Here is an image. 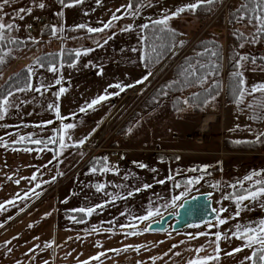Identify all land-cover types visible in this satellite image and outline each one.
<instances>
[{
    "label": "crops",
    "instance_id": "1",
    "mask_svg": "<svg viewBox=\"0 0 264 264\" xmlns=\"http://www.w3.org/2000/svg\"><path fill=\"white\" fill-rule=\"evenodd\" d=\"M223 1L225 0H220V3ZM13 3L10 4L13 5ZM128 3L129 0H100V3L96 0H83L82 3L73 7H64L59 0H56L47 7L53 13H63L58 19L64 20L65 28L80 24L99 28L102 27V22L106 23L111 18L113 13L123 15L122 6ZM10 4L5 5L0 13H11ZM118 8L122 9L121 12H116ZM68 14L71 15L70 19L65 21ZM34 17L35 14L31 15L26 22L29 33L32 32L29 26ZM125 17L128 15H123V18ZM117 21L113 22L110 29L103 32L89 33L86 30L72 34L65 33V36L61 37V44L58 43V46L54 47L72 46L76 52L81 53L80 56L77 57L75 52L72 62L56 65L58 69L56 72L37 69L38 74L31 77V83L34 87L45 85L47 90L42 89L41 93L34 91L16 93L14 96L16 98L11 100L19 104V108L10 107L5 118L0 120V125H7V127H0V130H5V134L0 133V137L8 144V147L0 146V204L8 200H16L15 206L6 205V211L0 210V224L4 225L0 227V264H44L45 261L49 264H79L80 261L88 260L101 251L121 249L127 245H144L145 247L140 248L139 251L133 247L120 254L108 252L105 257H101L100 261H91V264H137V261H142L143 264H186L188 259L196 255L204 257L213 253L215 247L211 243L215 239L213 234L222 232L216 225L209 224L214 219L191 224L193 225L191 227L190 225L180 229L167 227L166 231L143 232V228L146 227L143 223L128 222L126 218H122L121 213L126 217L124 211L129 193L127 187L120 190L119 199L124 194L123 198L115 203H112L113 198L110 195L115 189L112 191L109 187H105L100 192L96 191L95 186L101 184V180L105 182V178L114 175L111 172L101 171L107 164L100 169L96 168V172H92L95 167L85 162L91 157L105 158L107 150L124 148L119 145L112 146L111 140L108 142L105 141L106 139L102 141L100 139L98 142L92 138L99 127L117 113L119 108L115 107V103L118 99L129 89L134 90L141 86L142 84H136V81L141 80L149 71L142 64V28L139 29L140 34L137 33L134 37L130 33L137 29L132 27L129 31L123 30L129 25L128 23L132 24L131 20L120 19V23L114 26ZM77 39H86V41L78 44ZM101 45H104L105 52L97 53L95 48ZM31 64L33 63H29L28 67ZM57 79L61 80L59 85L55 83ZM117 83L133 84L135 87L126 88L119 95H111L119 89L110 88L109 85ZM61 87L66 91L57 100L54 94ZM106 91L110 94L109 99L102 101L93 109L79 111L86 103L106 94ZM49 92L52 93L51 99L46 98ZM49 103H58L60 116L64 119H58L55 111L48 109ZM47 121L52 123L45 124L43 128L36 127ZM66 123L75 125L73 129L68 130L71 140L65 136L66 143L71 145L83 137H87V141L79 148L64 149L59 162L52 159L54 152L58 150V145H47V148L53 151H39L37 149L44 148L43 144L12 143L20 135H32L34 139L44 138L46 141L50 137L56 138L63 133V125ZM94 141L96 145L90 144ZM13 148L19 150L13 151ZM25 148H31L33 151H24ZM117 150L113 152L116 153ZM156 153H163V151ZM49 161L52 163L49 164ZM79 172L80 178L72 183H66L67 185L63 187L64 180L68 181ZM33 174L37 177L35 181L28 179ZM53 176L56 177L54 182L45 183V181H52ZM15 180H20V183L16 184ZM36 184H40L41 187L35 188ZM34 188L35 192L39 193L38 196L31 193ZM135 191V188L131 189V192ZM25 192L29 193L27 199H16V194L19 193L22 196ZM106 201L109 203L103 209H97L90 217L84 213L72 211L78 208L94 207ZM114 211H119V219H114L113 216L116 215ZM71 216H75L78 220L83 218L85 222L76 223L70 219ZM9 217L12 219L9 220ZM130 224H136L137 227H121V225ZM202 225H209L210 230H203ZM94 226L99 230L93 233L86 231ZM107 229L111 231H106ZM131 231L142 234L130 236L128 233ZM200 233H206V235H199ZM188 234H193L196 238L190 239ZM6 241L11 243L5 244ZM225 241L226 239L220 241L222 258L219 264H222V260H224L223 264H241V262L251 264L250 261L245 260V257L259 246L248 249V252L244 249L233 256L225 257V252L242 247L245 243L244 240L235 239L230 245H226ZM46 244H51L52 247H45ZM37 245L39 247H36ZM173 245L176 247L173 248ZM199 247H202L203 251L195 253L194 250ZM9 248L11 252H8ZM29 249L33 251L30 252ZM244 251L247 252V256L242 255ZM175 253L180 255L177 256ZM156 256L161 259L153 262L151 257Z\"/></svg>",
    "mask_w": 264,
    "mask_h": 264
},
{
    "label": "rangeland",
    "instance_id": "2",
    "mask_svg": "<svg viewBox=\"0 0 264 264\" xmlns=\"http://www.w3.org/2000/svg\"><path fill=\"white\" fill-rule=\"evenodd\" d=\"M56 0H16L10 6L11 13H0L3 17L2 22L13 23L16 25L12 31L6 32L7 36L32 37L39 38V30L46 24L56 26L57 29L63 27V31L57 32L56 36L50 34L45 39L46 42L40 43L36 49L26 50L22 52V58L26 60L32 58L37 51L53 48L61 44V37L65 36L64 20L59 21V13H53L48 10V5H52ZM206 1V0H205ZM197 0H145V4L150 3L151 6L141 8L139 13L133 17L128 15L123 19L131 20L133 30L130 33L132 36L140 34L142 25L148 20L161 19L167 11L169 14L176 11L177 8L187 4L196 3ZM220 2V1H219ZM44 3V8H39L37 5ZM241 0H229L225 5L228 13L238 6ZM5 7V6H4ZM31 8L33 13H21L23 19H19L16 15L19 9ZM48 10V11H47ZM49 15L47 22L43 23V19L36 27L37 15L42 13ZM217 7L214 8L210 15L204 19L188 10L181 13L179 16L171 19L168 25L181 29L186 32L189 37V43L197 39L207 28L213 27L215 19L218 16ZM35 23L36 29H31L28 32L26 22L31 15ZM37 14V15H36ZM68 14L65 21L70 19ZM129 16L131 18H129ZM14 17V19H11ZM41 17H39L40 19ZM69 18V19H68ZM122 19V20H123ZM57 22V23H56ZM7 23V24H8ZM120 23L118 20L114 26ZM130 25V23H128ZM211 26V27H210ZM224 27H237L246 33H252L253 27L247 23L240 21L234 24L224 25ZM226 33L223 34L225 40ZM92 40V39H91ZM86 39H77L78 44H82ZM74 42V41H71ZM76 43V39H75ZM74 44V43H73ZM241 45V53L246 57L247 53L264 56V40H254L252 42H244ZM179 47L172 51L159 65L149 71L153 75L149 77L141 86L134 90L129 89L115 103V107L119 108L117 113L110 120L104 122L93 140L114 141L112 146L119 145L124 149L107 150L105 158L106 166L112 175L101 180L100 183L105 187H109L112 191V203L120 202L121 189H126L131 192V189L137 188L140 191H135L131 196H127V206L125 207L126 218L128 222H140L133 220L132 217L145 215L147 210L151 208H160V216L154 217L153 220L159 219L167 212L176 211L177 207L183 199L191 196L194 193L209 192L212 199V206L219 213L221 219H227V222L217 226L221 233H231L237 230V225L240 226V231L245 228H257L260 221L264 220V197H258L255 200H245L241 202L239 208L235 197H228L227 193L231 190L244 186L250 188L249 191H254L256 188L264 186L257 185V180L264 184V137H261L259 147L255 150H231L225 147L224 140L231 138L234 140L255 139L259 133L264 132V119H253L254 115L264 116V94L257 92L252 95H246L243 103L237 105L236 102L228 103L224 99V93H220L214 101L203 106L201 114H195L189 109L174 111L171 107L170 99H165L159 102L156 107L150 110L139 109L141 99L161 80L162 77L169 75V69L173 62L181 56L185 47ZM56 48V47H54ZM96 52H105L104 45L95 48ZM241 56V57H242ZM17 63V64H16ZM242 67L239 69L243 73L246 89H251L254 85L264 84V65L249 60L240 61ZM21 64L20 61L14 62L4 72L5 77L9 70H14ZM34 70V76H37V69H44L37 63L31 64ZM16 97L10 98V100ZM47 99L52 98V93L46 95ZM11 100V101H12ZM251 105V107H249ZM114 107V108H115ZM138 110V115L129 122L124 133L118 132V127L123 121ZM1 134H5V130H0ZM8 134V133H7ZM108 137V139H107ZM14 138V137H13ZM115 143V144H114ZM90 144H95L90 143ZM96 145V144H95ZM117 150V152H113ZM153 150V151H152ZM157 151H163V156L158 155ZM173 157L167 156L172 155ZM138 164H143L145 167H139ZM207 166V167H205ZM197 171H190V169ZM258 174V175H254ZM169 176L173 178L167 179ZM252 176L251 180L246 177ZM80 178V172L62 183H72ZM188 179H199V183H195L188 187L185 192V184ZM164 180L161 184L158 181ZM67 181V182H66ZM58 182V181H57ZM179 183L181 187H176ZM149 184L151 187L145 189L143 185ZM254 186V187H253ZM257 186V187H255ZM122 187V188H121ZM181 193H185L181 196ZM247 194V193H246ZM243 194V195H246ZM107 195V194H106ZM175 196H181V199L176 201L173 207L165 208L164 205L171 202ZM227 197V198H225ZM115 198V199H114ZM125 200V199H123ZM226 209L224 212H219V209ZM239 211V216L235 213ZM116 215L114 219H119V211H114ZM148 222L143 224L147 226ZM209 224L217 225V217ZM193 226V225H191ZM189 226V227H191ZM107 227V226H105ZM171 228V221L169 222ZM108 228V227H107ZM203 230L209 231V225H202ZM236 238L226 239L225 244L230 245ZM246 242V241H245ZM258 246V245H254ZM248 252V249H245ZM243 252V256H247V252ZM251 253H249V256ZM224 260H222V264Z\"/></svg>",
    "mask_w": 264,
    "mask_h": 264
},
{
    "label": "snow or ice",
    "instance_id": "3",
    "mask_svg": "<svg viewBox=\"0 0 264 264\" xmlns=\"http://www.w3.org/2000/svg\"><path fill=\"white\" fill-rule=\"evenodd\" d=\"M14 0H2V2H0V10H2L4 8L5 5H9L10 3H13ZM61 4L64 7H73L76 4H80L83 2V0H71V2H67V0H60ZM97 3H100V0H96ZM139 3V7H136L135 9L133 8V3ZM205 2V0H197L196 3H191V4H187L184 5L182 7H179L176 9V11L172 12V13H168L167 11L165 12V14L162 16L161 19H157V20H153L151 23L154 26V28H156L157 31H159L160 33H164L165 35L171 34V35H175V32L173 29H171L170 27H168V23L171 19L179 16L181 13L191 10V11H195L197 8L201 7V5ZM207 3L211 4L214 2V0H206ZM252 2L255 4V7H253L251 9V11L253 12H257V9L260 10V12L255 16V22L258 25L257 27V31L258 32H264V0H252ZM39 8H44L45 4L44 3H39L37 5ZM146 6H151L150 3L145 4L143 3V0H129V3L127 5L122 6V8L124 9V13L123 15H130L135 17L139 11L141 10V8L146 7ZM242 8H247V5H242ZM121 8H118L116 10V12H121ZM28 12L31 13L32 9L29 8L27 10L21 8L18 10L17 12V16L19 17V19H23V15H21V13L24 12ZM59 15H63V13H59ZM123 15H117L116 13H113L111 18L105 23L102 22V27L99 28H93V27H89L85 24H80L77 27L78 28H87V31L89 33H98V32H103L106 29H110L113 26V22L123 19ZM240 19H243V17H240ZM3 17L0 16V42L3 41H8L9 43H24L23 41H18L13 39H10L7 35L6 32H10L13 30V28L16 27L15 24L13 23H8V24H4L2 22ZM251 23V20L249 21ZM31 27V26H29ZM144 29H147L149 27L148 24H144L141 26ZM132 25H128L126 26L125 29H123L124 31H129L131 30ZM64 29L63 27H60L59 29H57L56 26H53L51 29L52 35L56 36L57 32L60 31L62 32ZM29 39H33V42H37L35 41L34 38H29ZM182 45V41L179 42ZM161 47H165V45H161ZM175 45L173 44H168L167 45V49L171 50L172 48H174ZM241 47H243V45H241ZM133 51H136V49H133ZM153 52H157V49L155 47L152 48ZM209 50L206 48L205 52H208ZM11 50H9L8 52H4L3 55H0V65L5 63V57H7L10 54ZM80 52L77 51L76 52V56L79 57L80 56ZM164 53L163 52H157V55L155 56L154 60L153 59H149L147 57H145V59L148 60V63H153V62H159L161 56H163ZM198 55H203V53L198 54ZM212 56H216L217 53L216 52H212L211 53ZM248 57H239V60L237 61V71L232 73V76L235 80V89H234V96H235V102L237 105L243 103L244 101V97L246 95H252L254 93L260 92L262 94H264V84H259V85H254L251 87V89H246L245 87V80L243 79V73L239 70L242 67V64L240 63V61H245L247 60ZM36 62L39 63L40 62V58L36 59ZM252 63H255V60L252 61ZM43 67V65H41ZM147 66V64H146ZM206 67V65L204 64H200L199 68H204ZM215 67V66H214ZM191 69V71L189 70ZM48 70L51 72H56L58 71L57 66L55 64H50L48 66ZM199 71V69L195 66V65H191L189 64V67L183 70V74L185 75V86H189L191 83L196 82L199 83L201 85V87L204 86V84L208 81L209 76L215 74L213 73H209V74H201L199 76L196 75V73ZM34 75V70L31 66H29L27 68V80L28 82L26 83V85L24 87H20L18 86V81L17 84L15 86H10L8 87L6 90L3 88V86H0V120H3L5 118V115L8 113V110L10 107H14V108H19V104H15L14 102H12L10 100L11 97H14L16 93L19 92H27V91H34L36 93H41V90L44 89L45 91L47 90V87L45 85H40L39 87H34L33 84L31 83V77ZM153 75V72L148 71L146 75L143 76V78L141 80L136 81V84H143L145 81H147L149 79V77H151ZM17 76H19V74H17ZM188 77H193L194 80L190 81L188 79ZM55 83L57 85H59L61 83L60 79H57L55 81ZM173 83H177L176 81H174ZM110 88H116L119 89L118 92L112 93L111 95H119L120 92H123L126 90V88H131V87H135V85L133 84H129V85H122L120 83L114 84V85H109ZM169 87H171V85H169ZM219 84L218 82H215L209 89H205V91H208L209 93L215 91V95H209L207 97H205L202 101V103L204 104H208L211 101H214L216 99V97L219 95ZM66 91L65 88L61 87L59 89V91L57 93H55L54 95L56 96L57 100L59 99V96L61 94H63ZM109 95L106 94L104 95H100L99 97L93 99L90 103H86L85 106L81 107L79 109L80 112H85L89 109H93L94 106L100 104L102 101H105L107 99H109ZM164 95H167V92L164 93ZM200 94L196 93L193 94V101L195 102L196 100L199 99ZM184 104H188L189 101L187 99H185L183 101ZM199 106V105H197ZM249 107H251V105H249ZM48 109L49 110H54L56 113V116L58 119H64L63 117L60 116V111H59V105L58 103H49L48 104ZM253 119H264V116H256L254 115L252 117ZM52 121H47L44 123H41L40 125H37L36 127H40L43 128L45 126V124H51ZM0 127H7V125H0ZM75 127L74 124L72 123H66L63 125V133L60 134L58 137L53 138L50 137L47 141L41 140V139H34L32 137V135H20L19 138L17 140H13L12 143L13 144H19V143H31L34 145H44V148L42 149H37L39 151H44V150H48V151H53L52 149H48L47 145L48 144H54V145H58V150H56L53 154V160H56L59 162V158L63 155V150L68 148V147H76L79 148L81 146H83L86 141H87V137H83L80 138L77 142L73 143V144H68L65 142V136H67L68 140H71V136L68 135V130L73 129ZM8 135H12L11 133H9ZM261 137H264V132L259 133L256 136L255 141H251L253 143H259L261 142ZM242 142H246V141H235L234 143H242ZM0 146L3 147H8V144L5 143L3 141V138L0 137ZM13 151H18L19 149H12ZM24 151H33V149L31 148H25ZM106 160V158H105ZM52 161H49V164H51ZM139 167H145V165L143 164H138ZM45 167H47V165H45ZM207 167V166H205ZM110 169L107 168L106 166L104 168L101 169V171H109ZM97 169L93 168L92 172H96ZM190 171H197V169H190ZM62 175V173L60 174ZM254 175H258V174H254ZM173 177L169 176L167 179L171 180ZM8 179H12V177H8ZM31 181H35L37 179L36 175L33 174L30 178ZM56 179L55 176L52 177V181H45V183H49V182H54ZM246 179L251 180L252 176H248L246 177ZM16 184L20 183V180H15ZM158 183H165L164 180H160L158 181ZM195 183H199V179L193 180V179H188L186 181L185 184V192L188 190V187L195 184ZM257 185H261L262 181L257 180L255 182ZM41 185L40 184H36L35 188H40ZM96 191L100 192L105 188L104 184H97L96 186ZM151 187V185L149 184H145L143 185V188L147 189ZM176 187H181V185L179 183L176 184ZM35 188L31 190V193L33 195L38 196L39 193L35 192ZM141 189L137 188L136 191H140ZM133 193L129 192L128 195L131 196ZM185 193H181V196H183ZM29 196L28 192H25L24 195H20L19 193L16 194V199H20V200H24L27 199ZM181 196H175L172 198L171 202L168 204H165L164 207L165 208H169V207H173L176 205V201L181 199ZM258 197H264V186L258 187L256 188L254 191H248L246 195H239L237 197H235L236 199V203H237V208H239L241 202L245 201V200H255ZM227 198V197H225ZM115 199V198H114ZM16 200H8L6 201L4 204H0V210H4L6 211V205H12L15 206ZM109 202L106 201L104 204H99L96 205L94 207H88V208H78V209H73V212H78V213H84L87 216H91L94 212L97 211V209H103ZM184 205L181 204L179 205V207H183ZM21 211H23V209H21ZM213 211H217V210H213ZM226 211V209H219V212H224ZM160 208L156 207V208H149L147 210V213L145 215L139 216V217H132L133 220H137L141 223L144 222H148L147 226L143 228V232H149V231H166V229L163 228H156L154 229L152 227L153 223H159V221L157 220H153L154 217L160 216ZM239 211L237 210V212L235 213L236 216H239ZM46 215H50V214H46ZM121 215H124L123 213H121ZM175 215H179V213H175ZM9 220L12 219V217L8 218ZM70 219H72L74 222L76 223H84V219H77L75 216H71ZM227 222V219H221L219 217V213L217 214V225H222L224 223ZM6 223V222H5ZM3 224H0V227H3ZM191 226V225H190ZM195 227H199V225H194ZM121 227H131V228H136L137 225L136 224H130V225H121ZM99 229L96 228L95 226L91 229H86V231H88L89 233H93L98 231ZM106 231H111V229H107ZM142 234L141 232H137V231H131L128 233V235L130 236H135V235H139ZM170 235V233H169ZM190 239H195L196 236L193 234H188ZM199 235H206V233H200ZM215 239L214 241H212L211 243H213L215 245L214 249H213V253L204 257H200L198 255L194 256L193 258H190L187 260L186 264H219V261L221 260V248H220V241L222 239H231V238H236V239H241L246 241L244 243V245L242 247H236L234 249H232V251L230 252H225L224 256L225 257H229V256H233L236 253H239L241 251H243L244 249H252L254 247V245H258L259 247L255 248L250 256L245 257V260H248L251 262V264H264V220L260 221V224L257 228H245L244 231H240V226L237 225V230L231 233V236H229L227 233H220V232H216L213 234ZM15 239V237L13 238ZM69 239H71V237H69ZM11 241H6L5 244H10ZM181 243H183V241H181ZM99 246V245H98ZM36 247H39V245H37ZM45 247H52L51 244H46ZM135 247L136 251H139L140 248L145 247L144 245H138V246H132V245H127L124 246L121 249H107L105 251H101L100 253H98L96 256L90 257L88 260H83L80 261L79 264H91V261H100L101 257H105L107 255L108 252H112L115 254H120L122 252H127L130 248ZM173 248L176 247V245L172 246ZM29 251H33L32 249H29ZM195 253H200L203 251L202 247L196 248ZM8 252H11V248L8 249ZM165 255H167V253H165ZM175 255L179 256L180 253H175ZM161 259V257L156 256V257H151V260L153 262H155L156 260ZM44 264H49L48 261H45ZM137 264H143L142 261H137ZM241 264H243V262H241Z\"/></svg>",
    "mask_w": 264,
    "mask_h": 264
},
{
    "label": "trees",
    "instance_id": "4",
    "mask_svg": "<svg viewBox=\"0 0 264 264\" xmlns=\"http://www.w3.org/2000/svg\"><path fill=\"white\" fill-rule=\"evenodd\" d=\"M60 1V0H59ZM71 0H67L70 2ZM220 0H214L213 3L209 4L206 1L192 11L194 14L204 19L211 14L212 10L218 5ZM145 0H143V3ZM242 5H247V8H242ZM139 7V3L134 2L133 8ZM255 7L252 0H241V3L232 9L227 15L219 14L215 23L212 24L213 27L207 28L197 39H195L188 49L179 56L169 69V75L167 77H162L156 85L141 99L138 106L141 110H150L159 104L160 101L165 99H170L171 107L174 111H179L183 109H189L190 112L195 114H201L198 112H203V106L206 105L202 103L203 99L209 95H215V91L209 93L205 89H209L215 82L219 84V94L224 93V99L226 102H235V96L233 94L235 89V80L232 73L237 71V61L239 57L242 56L241 44L244 42H252L254 40H264V32H258V25L255 22V16L260 12L251 11ZM191 11V10H190ZM264 14V13H261ZM243 17V19H240ZM157 20V19H153ZM153 20H148L144 24H148L147 29L142 28V64L145 68L153 69L159 65L172 51L189 44V37L185 31L177 29L168 25L174 30L175 35H165L160 33L152 25ZM251 20V23L249 22ZM240 21L242 23H247L253 27L252 33H246L237 27H224L225 22L229 24H234ZM52 25L46 24L39 30V38L34 39L37 42H33L32 37L20 38L17 36H8L10 39H15L18 41H23L24 43H9L7 40L0 42V55L4 52L11 50L10 54L5 57V63L0 65V86L6 90L10 86H15L18 81V86L24 87L27 80V68L29 63H37L36 59L40 58L39 65H43L44 69L48 70L50 64L59 65L60 63H70L75 58L76 49L72 46L63 45L60 48H50L42 51H37V53L30 59L26 60L22 58V52L26 50H34L38 45L44 41L46 42L47 36L52 34ZM86 28H78L77 26H68L65 28L66 33L72 34L80 31H86ZM226 33L225 40L223 39V34ZM183 42L182 45L179 42ZM165 47H161V45ZM168 44L175 45L171 50L167 49ZM155 47L157 52H163L164 55L161 56L159 62L148 63L149 59L155 58L157 52H153L152 48ZM208 52H205V49ZM216 52V56H212L211 53ZM203 53V55H198ZM247 60L252 62H258L264 65V56L254 55L252 53H247ZM20 61L21 64L14 70H9L8 74L2 78L4 72L11 66L14 62ZM17 64V63H16ZM147 64V66H146ZM189 64L195 65L199 71L196 73L197 76L201 74L215 73L209 76L208 81L203 87L199 83L193 82L189 86H185V75L183 70L189 67ZM200 64L206 65L204 68H199ZM215 66V67H214ZM191 71V69H189ZM19 74V76H17ZM190 81L194 80L193 77H188ZM176 81L177 83H173ZM171 85V87H169ZM167 92V95L164 93ZM199 93V99L195 102L193 101V94ZM187 99L189 103L186 105L183 101ZM199 105V106H197ZM138 110H135L133 114L128 118V120L123 121V123L118 127V132L124 133L129 125V122L138 115ZM132 118V119H131ZM256 139V138H255ZM255 139H245V140H234L231 138H226L224 140V145L231 150H255L259 147V143H253ZM41 140L46 141V139L41 138ZM235 141H246L242 143H234ZM114 141L111 140V144ZM25 144H31L25 142ZM115 144V143H114ZM115 146V145H113ZM163 156V153H157ZM173 157L172 155H167ZM87 165H91L97 169H100L106 164V160L103 157H91L86 162ZM264 185V184H261ZM254 187V186H253ZM257 187V186H255ZM250 188L240 186L227 193L228 197H235L239 195L246 194Z\"/></svg>",
    "mask_w": 264,
    "mask_h": 264
},
{
    "label": "water",
    "instance_id": "5",
    "mask_svg": "<svg viewBox=\"0 0 264 264\" xmlns=\"http://www.w3.org/2000/svg\"><path fill=\"white\" fill-rule=\"evenodd\" d=\"M183 207H177L175 212H167L163 214L159 219V223H153L152 227L167 228L171 221V227L173 229H180L191 224H197L205 221L212 220L217 217V212L213 211L212 199L209 192L195 193L180 203ZM179 215H175V213Z\"/></svg>",
    "mask_w": 264,
    "mask_h": 264
},
{
    "label": "built area",
    "instance_id": "6",
    "mask_svg": "<svg viewBox=\"0 0 264 264\" xmlns=\"http://www.w3.org/2000/svg\"><path fill=\"white\" fill-rule=\"evenodd\" d=\"M227 4V2H225V3H223V4H221V6L219 7V8H217V13L216 14H220V13H222V12H226L227 11V6H226V8H225V5ZM48 16L49 15H47V14H42V15H40V16H37L35 19H34V21L36 20V27L38 28V26H40L41 24H39V17H43L44 19H45V21L44 22H47V20H48ZM34 21H33V24H31V28H34L35 27V23H34ZM43 22V23H44ZM88 148H92V147H90V146H87Z\"/></svg>",
    "mask_w": 264,
    "mask_h": 264
},
{
    "label": "bare ground",
    "instance_id": "7",
    "mask_svg": "<svg viewBox=\"0 0 264 264\" xmlns=\"http://www.w3.org/2000/svg\"><path fill=\"white\" fill-rule=\"evenodd\" d=\"M44 18L43 17H41L40 19H39V23L43 20ZM45 20V19H44Z\"/></svg>",
    "mask_w": 264,
    "mask_h": 264
}]
</instances>
